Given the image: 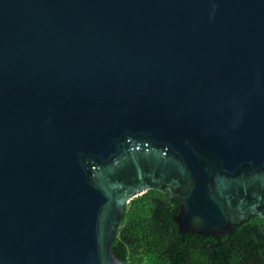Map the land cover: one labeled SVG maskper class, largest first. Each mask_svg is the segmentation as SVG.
Masks as SVG:
<instances>
[{
    "label": "water",
    "instance_id": "water-1",
    "mask_svg": "<svg viewBox=\"0 0 264 264\" xmlns=\"http://www.w3.org/2000/svg\"><path fill=\"white\" fill-rule=\"evenodd\" d=\"M150 190L264 219V0H0V264H127Z\"/></svg>",
    "mask_w": 264,
    "mask_h": 264
},
{
    "label": "trees",
    "instance_id": "trees-1",
    "mask_svg": "<svg viewBox=\"0 0 264 264\" xmlns=\"http://www.w3.org/2000/svg\"><path fill=\"white\" fill-rule=\"evenodd\" d=\"M181 201L150 190L130 201L113 252L127 264H264V219L252 216L219 238L181 233Z\"/></svg>",
    "mask_w": 264,
    "mask_h": 264
}]
</instances>
